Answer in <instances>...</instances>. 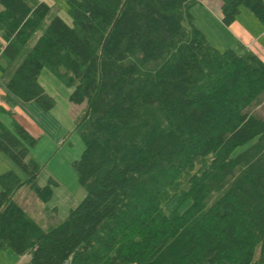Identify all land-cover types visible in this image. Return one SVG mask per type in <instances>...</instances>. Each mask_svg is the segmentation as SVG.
I'll return each mask as SVG.
<instances>
[{"label": "trees", "instance_id": "1", "mask_svg": "<svg viewBox=\"0 0 264 264\" xmlns=\"http://www.w3.org/2000/svg\"><path fill=\"white\" fill-rule=\"evenodd\" d=\"M199 1L68 0L72 23L54 16L15 66L51 6L0 0L9 92L51 110L47 68L86 102L74 161L86 195L47 228L15 195L27 185L48 202L59 182L39 183L38 138L0 118V154L25 174L0 173V250L24 264H264V60L212 44ZM220 1L225 25L243 6L264 25V0Z\"/></svg>", "mask_w": 264, "mask_h": 264}, {"label": "rangeland", "instance_id": "2", "mask_svg": "<svg viewBox=\"0 0 264 264\" xmlns=\"http://www.w3.org/2000/svg\"><path fill=\"white\" fill-rule=\"evenodd\" d=\"M39 1H46L51 6L50 13L44 19L39 29L30 38L27 46L17 59L15 66H18L24 59L27 52L44 32L54 16L60 15L69 23H72V18L68 14V0ZM246 13L251 12L243 6L238 16L245 18ZM251 15L254 16L252 13ZM214 30L217 35L218 32L215 26ZM0 43H3V41L0 40ZM237 51L242 52L243 50L238 48ZM66 70L65 67H62V71ZM39 81L47 92L54 97L56 103L49 111L41 110L43 113L42 118L44 119L43 126L45 131L35 135L38 138V142L31 149V153L32 157L39 161L42 166L39 183L45 185L52 176L59 182V185L54 188V193L48 202L41 201L35 191L27 185L23 186L16 193L15 200L22 207L30 210L32 215L47 228L59 224L66 218L70 209L76 207L86 195L84 188H82L79 183L74 166V161L80 158L85 147L83 137L76 127V119L86 107V102L81 104L71 102L69 96L74 87L67 85L57 74L51 72L47 68L41 72ZM33 105L39 107L35 102H33ZM254 108L264 113V108L261 106H255ZM13 119L14 117L8 114V116H6V124L12 127ZM251 143L252 142L236 148L233 154L236 155L247 148ZM0 155L4 156V158H0L2 159L0 160L1 172L7 168H15L21 177L25 178V174L17 168L15 163L6 154ZM257 257L258 250L255 253V259ZM22 260V255L17 254L11 248L0 250V264H18L22 262Z\"/></svg>", "mask_w": 264, "mask_h": 264}, {"label": "crops", "instance_id": "3", "mask_svg": "<svg viewBox=\"0 0 264 264\" xmlns=\"http://www.w3.org/2000/svg\"><path fill=\"white\" fill-rule=\"evenodd\" d=\"M192 12L195 23L212 44L221 49L251 50L264 60V26L251 13H246L245 18L238 16L231 25H225L222 21L220 0H200L192 8ZM214 26L219 36L215 34ZM36 106L33 102L24 103L11 94L6 86V80L0 76V118L2 120L6 122V116L10 114L37 135L45 130L42 109ZM30 155L32 156V153ZM0 158L4 156L0 155ZM28 211L32 214L30 210ZM28 257V255H22L23 260L18 264H24Z\"/></svg>", "mask_w": 264, "mask_h": 264}]
</instances>
